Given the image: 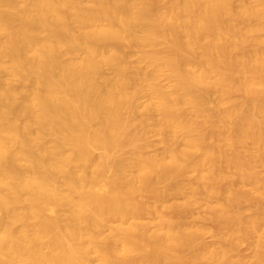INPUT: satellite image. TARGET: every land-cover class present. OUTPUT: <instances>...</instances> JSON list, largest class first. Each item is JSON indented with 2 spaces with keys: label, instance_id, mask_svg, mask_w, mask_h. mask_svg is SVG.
<instances>
[{
  "label": "bare ground",
  "instance_id": "bare-ground-1",
  "mask_svg": "<svg viewBox=\"0 0 264 264\" xmlns=\"http://www.w3.org/2000/svg\"><path fill=\"white\" fill-rule=\"evenodd\" d=\"M89 1L99 10H82L77 0H28L32 12L27 14L11 7L12 0H0V61L8 58L10 75L27 84L23 91V84L19 90L0 81V167L3 169L0 173V264H91L90 252L98 255L97 264H192L191 260L195 264L200 259H207L204 262L211 264H264V197H261L264 176L260 178L250 168V157H255L253 151L258 152L254 161L260 160L258 163L264 165V100L254 101L255 97H249L248 101L254 102L245 100L244 106L231 97L234 88L251 96L253 91L260 95L264 92L262 77L251 73L256 65L250 67L251 58L256 59L257 69L264 72V52L258 55L264 45L258 47V52L254 49L257 55L254 58L250 52L251 57L243 56L241 48L238 50L242 56L234 55L235 59L229 56L249 36L257 39L264 26L255 27L249 21L244 30L235 29V23L230 22L237 15L232 8L233 0H168L169 6L164 11L146 0ZM3 6L10 9L3 11ZM237 16H243L242 21L246 23V19L264 18V0H258L255 6L242 7ZM103 19L108 20L105 26L99 24ZM16 21L21 22L17 28L13 26ZM73 24L79 30L75 31ZM181 30L187 32L185 39L179 38ZM111 38L159 49L142 56L140 62L146 69L129 79L118 67L121 56L106 53L97 43ZM259 39L264 42L261 36ZM260 42L254 43L260 45ZM61 47L72 53L80 52L82 57L65 62L60 56ZM195 55H198L197 60L194 58L196 62L208 65L201 67L199 61L193 62L191 58ZM104 64L115 67L114 78L102 75ZM162 68L173 78V97L152 81ZM144 85L151 95L145 109L161 113L157 120L155 116H151L152 120H136L141 107L140 87ZM197 87L214 89L218 93V106L226 107L212 112L193 107L202 106L208 100L207 95L205 98L198 94ZM178 105L183 109L192 106L191 115ZM203 113L205 120L192 128L195 122H190L192 118L187 121L188 116L198 118ZM149 121L154 122L156 133L165 143L159 156L144 155L150 146L145 139ZM203 126L212 129L207 132ZM215 127L223 130L212 132L217 130ZM49 136L53 139H47ZM179 136L182 143L178 141ZM208 137L210 140L217 137L229 151L223 147L222 153V145L217 140L218 149L209 139L211 147L207 146L204 141ZM250 140L251 147L257 146L258 150L252 147L249 155L252 152L253 156L244 157L237 147L246 143L249 149ZM10 143L17 144L16 152L8 149ZM242 147L238 148L244 151ZM94 150L102 153L95 157ZM195 156L199 157V163ZM20 158L27 162V168L18 164ZM71 166V170H66ZM226 170L236 174H227ZM106 172L111 179L103 193L97 192L94 189L97 180ZM191 174H196L194 183L199 180L196 182L199 184L201 180L204 184L201 182V187L191 181L192 187L186 184L189 182L186 177ZM226 175H232L231 181L239 177L237 183L243 184L242 190L249 188L247 192L233 190L234 182L229 185ZM183 177L188 180L184 181ZM222 179H228L225 180L228 186L225 184L227 188L219 191L216 184L220 186ZM184 184L190 186V194L184 202L185 208L182 207L183 213L188 214L187 208L190 210L197 197L204 194L206 198L217 199L219 204H216L218 208L214 207L212 220L228 230L229 236L240 233L244 242L255 234L256 251L250 262L241 257L237 260V254V258L233 257L241 241L237 247L235 244L228 247V243H234L231 241L234 237L227 238L224 229L218 227L220 235L225 232L222 237L226 239L217 236L224 242L222 245L215 243L218 246L212 244V248L210 243L203 247L199 235L204 229L195 228L192 232L188 230L189 233L185 222L173 221L167 215L168 209L170 212L176 209L156 204L179 194ZM143 192L152 195L153 204L139 201ZM256 193L261 195L257 197ZM253 198L261 200V203L258 201L261 206ZM240 199L242 203L254 201L255 208L256 203L259 205L252 216L230 215L229 206ZM25 201L29 204L25 205ZM43 206L52 210L67 207L71 226H61L58 218H44ZM145 214L154 218L151 225L148 223L151 220L136 221ZM31 218L40 219L36 230L14 228V223ZM112 221L118 226L111 231L112 235L102 236ZM186 254L190 258H186L187 263ZM181 255L186 256L182 259Z\"/></svg>",
  "mask_w": 264,
  "mask_h": 264
},
{
  "label": "rangeland",
  "instance_id": "rangeland-1",
  "mask_svg": "<svg viewBox=\"0 0 264 264\" xmlns=\"http://www.w3.org/2000/svg\"><path fill=\"white\" fill-rule=\"evenodd\" d=\"M131 1H133V2H136V1H138V0H131ZM147 1V3L148 2H150V4H152L153 6H155L156 7V9H158L159 11H164V10H166L167 9V7L169 6V4H168V0H146ZM77 3H78V6L82 9V10H92V11H98L99 10V7L98 6H96L95 4H93L91 1H89V0H77ZM257 3H258V0H233V2H232V8H233V10H234V12H235V14H237L238 15V12L240 11V9L242 8V7H244V6H255V5H257ZM168 5V6H167ZM11 7H14V8H16V9H18V10H20V11H22V12H24V13H27V14H30L31 12H32V6H31V4L28 2V0H12V4H11ZM235 8V9H234ZM3 11H6V10H9L10 9V7H8V6H3L2 8H1ZM239 10V11H238ZM234 14V15H235ZM236 15V16H237ZM235 16V17H236ZM234 16H233V18L235 19H233L232 17V20L230 21V22H233V23H235V25H233L234 26V28L235 29H237V30H244L243 28H245V26H246V28H247V24L249 23V21L250 22H252V24H253V26H255V25H260V26H264V18H261V19H256V20H253V19H246V21H247V23L246 22H243L242 20V18H243V16L240 18V16H237L236 18H235ZM235 21V22H234ZM245 21V20H244ZM241 22H243V23H241ZM107 23H108V20L107 19H103V20H101L100 22H99V24L101 25V26H105V25H107ZM251 24V23H250ZM21 25V22L20 21H16L15 23H14V27L15 28H17V27H19ZM244 26V27H243ZM249 26V25H248ZM252 26V27H253ZM73 28H74V30L75 31H77V30H79V28L76 26V24H73V26H72ZM240 27H242V28H240ZM256 27V26H255ZM261 28V27H260ZM53 30L54 31H58L56 28H53ZM261 30H262V28H261ZM182 31H184V32H182ZM185 30H181V33L179 32V38H180V36H182V38L183 39H185L184 37L186 36V34H187V32H186V34H185ZM139 36H141L142 34L141 33H139L138 34ZM167 36V35H166ZM260 36H261V38L262 39H264V30H262V31H260L259 32V36L257 37V39H253V35H251V36H249L248 37V39H247V41L249 40V43H247L246 44V40L244 41V42H242L241 44H239V45H241L239 48H237V49H235V51L234 50H231V53L229 52V56L232 58V59H235V56L236 57H238V55H239V57H240V54L241 53H244V55L243 54H241V56L243 55V56H246V55H249L250 53H252V57L254 58V56H256L257 57V55H256V53H254L255 52V50H256V52H258V50H259V46H261L262 47V45H264V42H262V44H261V42H260V39L258 40V38H260ZM1 38L4 40V37L3 36H1ZM181 38V39H182ZM251 39H252V42H253V40H254V42L256 43H259L260 42V45L259 44H256L255 45V43L253 42H251ZM261 39V40H262ZM257 40V41H256ZM251 42V43H250ZM98 43V45L103 49V50H105L106 51V53H108V54H110V53H116V54H118L119 56H121V60H120V62L118 63V67H120L121 69H123V71H124V73L126 74V76L129 78V79H133V78H135V76H136V73L138 72V71H141V70H145L146 68H145V64H143V63H141L140 62V58L142 57V56H144V55H150L151 53L153 54L155 51H157L158 49H159V47H144V46H141V45H137L134 41H132V40H128V39H117V38H111V39H104V40H100V41H98L97 42ZM260 47V49H262V48H264V47H262L261 48ZM241 48V53H240V50H238V49H240ZM255 49V50H254ZM198 50V49H197ZM198 52H201L202 53V50H198ZM198 52H197V54H198ZM248 52H250L249 54H248ZM262 52H264V50H259V52H258V55L259 54H261ZM201 53H199L198 55H200ZM247 53V54H246ZM196 54V53H195ZM198 55L196 56H194V57H192L191 58V60L193 61L194 60V58H196L195 60H197L198 59ZM235 55V56H234ZM249 55V56H250ZM254 55V56H253ZM60 56H61V59L63 60V61H65V62H68V61H73V60H79L81 57H82V54L79 52V53H72V52H70L68 49H66L65 47H61V49H60ZM234 56V57H233ZM250 56V57H251ZM255 57V58H256ZM190 60V61H191ZM193 61V62H196V61ZM251 60H253L252 61V63H251V69H252V66L254 67L255 65V67L253 68L254 70L256 69L257 71H259V69H257L258 67H257V63L256 62H254V60H256V59H252L251 58ZM199 61V60H198ZM197 61V62H198ZM196 62V63H197ZM200 62V61H199ZM198 62V63H199ZM201 64H198V65H200L201 67H203L204 65H206V64H203V66H202V62H200ZM9 65H10V63H9V60H8V58H3L1 61H0V81H1V83H3V85L4 86H6V85H15V87L17 88V89H19V90H21V88H22V86L23 85H25V86H23V91H24V88L26 87V85L27 84H24V83H20L19 82V80L17 79V78H15V77H13L12 75H10V69H9ZM197 65V64H196ZM197 65V66H198ZM208 65V64H207ZM206 65V66H207ZM195 66V65H194ZM189 67V66H188ZM188 67H186V69L188 70ZM192 67H193V63H192ZM196 67V66H195ZM194 67V68H195ZM205 67V66H204ZM207 68L208 67H206V69L205 70H207ZM192 69V68H191ZM200 69H202V68H200ZM197 70H199V68L197 69ZM254 70H251V73H252V75H256V77L258 78V76H260V77H262L261 79L262 80H264V74H262V73H264V72H258L257 73V71L255 72ZM193 71V70H192ZM101 72H102V75L104 76V77H106V78H114V76H115V74H116V70H115V67H112V66H110V65H108V64H104V65H102V67H101ZM253 72H254V74H253ZM262 74V75H261ZM254 75V76H255ZM170 74H169V72H168V70L166 69V68H162V70L158 73V74H156V76L155 77H153L154 79H152V81L157 85V87L160 89V90H162L164 93H166V94H168V95H171L172 94V92H173V78L170 76ZM23 84V85H22ZM207 84V83H206ZM205 84V85H206ZM17 85H18V87H17ZM21 85V86H20ZM205 85H203V86H205ZM199 86H201V84L199 85ZM198 86V87H199ZM207 86V85H206ZM197 87V88H198ZM206 87H204V89H202L201 87L200 88H198V89H196V90H199V93L198 94H203V96L206 98V95H207V97H208V100H206L205 101V104L204 105H202V106H193V107H198V109L199 108H201L202 110H209V109H211V112L212 111H216V109H219V108H221V110H223L222 108H224V107H226L225 105H224V107H222L221 105H219L218 106V101H217V98H218V93L214 90V89H210L209 90V88H208V90L207 89H205ZM201 89V90H200ZM237 89V90H236ZM205 90H206V93H205ZM140 91H141V94H140V97L138 98V103L140 104V108H139V111H138V115H139V117H138V115H136V120H146L147 118H149V120H152V117L151 116H155L154 118L157 120L158 118H160L161 117V113H159L158 111H147L145 108L149 105V103H150V100H151V95H150V91H149V89L146 87V85H144V86H141L140 87ZM208 91V92H207ZM215 91V92H214ZM198 92V91H197ZM203 92V93H202ZM238 92V93H237ZM254 92V93H253ZM252 93L254 94H252L253 96H251L249 93H244V92H241L240 93V89H239V91H238V88H234V90L232 91V95H231V97H232V100L234 99L235 100V102L236 101H238V103H239V101L240 102H242V104H244V106L250 101V102H254V101H258V100H264V98H262V97H264V95H262V93H264V92H262L261 93V95H260V93H256L255 94V92L256 91H253ZM205 93V94H204ZM208 93V94H207ZM210 93V94H209ZM214 93H216V95L214 94ZM244 93V94H243ZM214 94V95H213ZM172 95H174V94H172ZM171 95V97H173ZM249 95V96H248ZM260 95V96H259ZM175 96V95H174ZM248 98H247V97ZM262 96V97H261ZM203 97V98H204ZM243 97H244V99H243ZM249 97H251L252 99H254V97H255V100L253 101H251V100H249L248 101V99H249ZM260 97V98H259ZM204 98V99H205ZM246 98V99H245ZM257 98V99H256ZM211 99L213 100V103H212V101H211ZM216 99V100H215ZM245 100H246V102H245ZM217 101V102H216ZM211 102V103H210ZM214 102H216V103H214ZM206 103H207V105H206ZM208 104H209V107H208ZM216 105H217V107H216ZM179 106V109H183V106L181 105V107H180V105H178ZM185 106V105H184ZM188 106V105H187ZM185 106L184 107V109H186L188 112L186 113V111L183 109V111L187 114V115H189L190 113H189V111H190V108L192 107V106ZM221 106V107H220ZM193 107H192V109H193ZM211 107V108H210ZM179 109L177 108V110L179 111ZM207 110V111H208ZM210 111V110H209ZM218 111V110H217ZM220 111V110H219ZM190 112H192V111H190ZM205 113H206V111H205ZM185 114V115H186ZM207 114H208V112H207ZM191 115V114H190ZM206 114H204L203 113V117H201V116H199L198 118L195 116V118H194V116L193 117H191V116H188L189 117V119L187 118V121L188 120H190L191 118H192V120H190V122L192 121L193 123L195 122V124H196V126H195V124H192V128H197V127H199L198 126V122H200L201 124H202V121H204L205 120V116ZM258 118V117H257ZM148 120V119H147ZM194 120V121H193ZM258 120V119H257ZM138 121V122H139ZM153 121H155L154 119H153ZM152 121V124L150 123V121L148 122V128L150 129V131H152L153 129V132L156 134H154L153 132H150L149 131V129H147L146 130V135H145V139H146V141H147V145L149 146V144H150V146L149 147H146V149L144 150V155H147V156H150V155H152V156H154V155H156V156H159L160 155V153L163 151L162 150V148L164 149L165 148V143H164V141L162 140V137L161 136H159V134L158 133H156V130H155V126L153 125V122ZM21 122V121H20ZM137 122V121H136ZM189 122V123H190ZM191 122V123H192ZM191 123H190V125H191ZM201 124H199L200 126H201ZM150 126H151V128H152V130H151V128H150ZM209 126V125H208ZM208 126H206V130H208L207 132H209L212 128H209ZM211 127V126H210ZM262 127H264V126H262ZM146 128H147V126H146ZM208 128V129H207ZM216 129H217V127H215ZM210 129V130H209ZM221 130H223V129H221V128H218L217 130H213L212 132H221ZM155 135V136H154ZM147 136V137H146ZM210 137V136H209ZM207 138L204 142L206 143V145L207 146H209V147H211V142H214V145H215V149H218L219 147V143L218 144H215V141L216 142H220V144L223 142V141H221V140H219L218 141V139H217V137H216V139H214V138H211V140H210V138ZM211 137H213L212 135H211ZM179 138V143H182L181 142V140H182V138H181V140H180V136L178 137ZM47 139H49V140H52L53 139V137H51V136H49V137H47ZM158 139V140H157ZM208 139L210 140V143L211 144H209L208 143ZM213 139V140H212ZM48 140V141H49ZM162 140V141H161ZM160 141H161V143H160ZM247 140H245V142H246ZM249 141V140H248ZM149 143V144H148ZM224 143V142H223ZM247 143V142H246ZM245 143V144H246ZM251 143L253 144V141L251 142V140H250V142L248 143V146H249V149L247 148V147H245V146H247V145H243V144H241V145H239V146H241L242 147V145H243V147H245V150L243 151V149L242 150H240L238 147H237V151L239 150V151H241V152H243V153H241V155L243 154L244 155V157H250L251 155H252V152H251V155H249V152L251 151L250 149L253 147L254 148V150H258V148H257V146H252L251 147ZM51 144V143H50ZM49 144V145H50ZM254 144H256V143H254ZM205 145V144H204ZM213 145V144H212ZM218 145V146H217ZM222 145V144H221ZM221 145H220V147H221ZM224 145H225V143H224ZM224 145H222V147L220 148L221 150L220 151H222V148L224 147ZM218 148H217V147ZM7 147H8V149H10L11 151H13V152H16L17 151V148H18V146H17V144H14V143H10V144H8L7 145ZM242 147V148H243ZM255 147H256V149H255ZM213 148H214V146H213ZM226 148H228V147H224L223 148V150H226V151H229V149L227 150ZM162 150V151H161ZM159 151H161V152H159ZM252 151H253V149H252ZM225 151H222V153H224ZM231 152V151H230ZM102 153V151L101 150H94V156L96 157V156H98L99 154H101ZM228 153V152H227ZM226 153V155H229V153L227 154ZM240 153V152H239ZM258 153V152H257ZM257 153H255L254 151H253V155L255 156L254 158L253 157H250V168H251V170L253 171V173L254 172H257V173H255V174H257V175H259V177L260 178H262V176H264V165H261L260 163H258L260 160L259 159H257V161L258 162H256V160L254 161V159L255 158H257L256 156V154ZM159 154V155H158ZM198 154V153H197ZM242 155V156H243ZM252 155V156H253ZM196 157H198V156H195V159L197 160L196 162H198V160H200L199 159V157L198 158H196ZM251 159H253V161L254 162H256V163H258V164H255ZM252 161V162H251ZM195 162V161H194ZM199 163V162H198ZM18 164L22 167V168H27V162L25 161V160H23V159H19V161H18ZM224 165V164H223ZM73 168V166H71V167H69V168H66V170H71ZM225 169H227V168H225ZM228 170V169H227ZM226 170V172H227V174H228V172H229V174L231 173V172H233L232 174H233V176L236 174V172L235 171H227ZM3 171V169L0 167V173ZM251 171V172H252ZM202 173H204V172H202ZM235 173V174H234ZM205 174V173H204ZM193 175V176H192ZM194 175H196V174H191L190 176L189 175H187V177L186 176H184V177H186V178H188V179H186L185 180V178L183 177V180L184 181H191V182H193V181H195L196 179L194 178L195 176ZM26 176V175H25ZM189 176V177H188ZM236 176H238V175H236ZM235 176V177H236ZM226 177L229 179L230 177H232V175L231 176H229V175H226ZM239 177H236L235 178V181H234V179H232V181L230 180V181H228V183H229V185L232 183V182H234V186H233V190H235L236 189V191H238V188L239 189H241L240 191H238V192H247V189H249V188H246V191L245 190H242L243 188L245 189V187H243V184H242V186H241V184H238L239 183V179H238ZM110 179H111V177H110V173L108 172H106V173H104L103 175H101L99 178H98V180H97V184H96V186H95V190L97 191V192H100V193H103L104 191H105V189H106V186H107V184L109 183V181H110ZM195 179V180H194ZM227 179V180H228ZM238 179V180H237ZM181 180H182V178H181ZM180 180V181H181ZM183 180H182V183L181 184H183ZM193 180V181H192ZM226 180V179H225ZM225 180L224 179H222L220 182H222V184L219 186L218 184H216L217 186H218V188L220 189L219 191H221L222 189H226V188H224V185L225 184H227V186H228V183H226L227 182V180H226V182H225ZM198 181L199 180H197L196 182L198 183ZM186 183V184H191V182L190 183ZM195 182V183H196ZM202 181L200 180V182H199V184H197L196 183V185L198 186V187H201V185L200 184H204V182L205 181H203L202 183H201ZM206 182H207V179H206ZM217 182H218V180H217ZM217 182H215V183H217ZM236 182V183H235ZM238 182V183H237ZM194 182H193V184H195ZM210 183H212V185H215V184H213L214 183V181H210ZM186 184H184V186L182 185V190H181V192L179 193V194H172L171 196H169L166 200H162L161 201V203H160V201H158V202H156V204L159 206V207H161L162 205H163V207H165V208H171V209H178L177 211H179L180 209H182V207H183V205H184V202L189 198V191H188V187H192V184L189 186H187ZM205 184H208V182L207 183H205ZM165 184H162L161 186H164ZM196 185H193V187L194 186H196ZM247 185V184H246ZM245 185V186H246ZM216 186V187H217ZM241 186V187H240ZM248 186V185H247ZM250 186V185H249ZM184 187V188H183ZM198 187H195L196 188V190H198L197 188ZM223 187V188H222ZM194 188V189H195ZM217 188V189H218ZM251 188V187H250ZM190 189V188H189ZM200 190V189H199ZM224 190H222V191H224ZM249 191V190H248ZM251 191V190H250ZM262 192H264V191H262ZM189 193V194H188ZM203 194V193H202ZM202 194H200V195H202ZM255 194V193H254ZM253 194V195H254ZM256 195H257V193H256ZM256 195H254V197L256 196ZM259 196L261 195V194H258ZM258 195H257V197H258ZM152 195H150V193H148V192H143L142 193V195H140L139 197H138V199H139V201L141 202V200H142V202L143 203H151V204H153L154 203V200L152 201V197H151ZM150 197H151V199H150ZM256 197V198H257ZM261 197H264V194H262V196ZM260 197V199H262ZM187 198V199H186ZM196 199V198H195ZM259 199V198H258ZM153 202H151V201ZM241 200H243V199H240V200H238V201H236L235 203H236V205H235V203L234 204H232V205H230L229 206V212L231 211L232 213H230V215L231 216H236L237 214H242L241 216L243 217V216H246V217H244V218H248V216L250 217V216H252L253 215V213H255L254 211H255V209L260 205L261 206V204H259V202L258 201H260V203H261V200H258L257 201V199H254L253 198V200L256 202L257 201V203L259 204V205H257V203H256V208H255V204H253L254 203V201H253V203L252 202H249V201H243V203L242 202H240ZM164 201V202H163ZM252 201V200H251ZM159 203V204H158ZM218 203V201H217V199L216 198H206L205 197V195L203 194L202 196H199V197H197V200H195L194 202H193V204L189 207L190 208V210L187 208V210L186 209H184V210H186L187 212H188V214L187 213H183V209L182 210H180V212L178 213L176 210H171L172 212H170V209H168L169 211L167 212V215L168 216H172L171 218L173 219V221H175L176 219H178V220H180L182 223H184L185 222V228H187V229H185L186 231H190L191 230V232L192 231H194L195 230V228L197 229V230H200V229H204L203 230V232L201 231H199L200 233V237H202V239H201V243L203 242L204 243V245H203V247L204 246H208V245H210V243H211V245L210 246H213L215 243L216 244H220L221 243V241L219 240V238L217 237L218 235H220L221 234V232H219L218 233V231H219V228H221V229H224V228H222L221 227V225L219 224L218 225V223H216L215 222V220L213 221L212 219H215V210L216 209H214V207H216V204ZM247 203V204H246ZM251 203V204H250ZM262 203H264V199H262ZM25 205H28L29 204V202H27V201H25V203H24ZM219 204V203H218ZM253 204V205H252ZM219 206V205H218ZM235 206V207H234ZM240 206V208H237V207H239ZM262 206H264V204H262ZM183 208H185V207H183ZM216 208H218V207H216ZM236 208V209H235ZM243 208V209H242ZM251 208H253V210L251 209ZM214 209V210H213ZM238 209H239V211L240 212H242V210H243V212L242 213H240L239 211H238ZM242 209V210H241ZM170 212V213H169ZM175 212H176V215H175ZM239 212V213H238ZM173 215H172V214ZM181 213H183L182 215H181ZM245 213V214H244ZM169 214H171V215H169ZM213 214V215H212ZM227 214H229V213H227ZM233 214V215H232ZM152 215H153V213H152ZM151 215V216H152ZM230 215H227V216H230ZM0 216H2L1 215V212H0ZM151 216L149 217V215L148 214H145L144 216H142V218H139L138 220H136V221H138V222H140V223H147L148 221H150L151 220V222H148V223H150V225L153 223V219L154 218H151ZM176 218H175V217ZM177 216H179V217H177ZM230 216V217H231ZM43 217L44 218H58L59 220H60V224H61V226H64V227H70L71 226V220H70V216H69V209L67 208V207H62V208H59V209H57V210H52L49 206H43ZM153 217H156V215L154 214L153 215ZM183 218V219H182ZM177 221V220H176ZM39 222H40V219L39 218H31V219H28V220H26V221H20V222H16V223H14V228L15 229H24V230H27V231H34V230H36V228L38 227V225H39ZM214 222L217 224H214ZM187 225V226H186ZM118 226V223L117 222H110V223H108V225H107V227L106 228H104V230H103V232H102V236H104V237H108V236H110V235H112V233H111V231H113V230H115L116 229V227ZM124 226H127V224L126 225H124ZM81 227L83 228V227H85V224H81ZM219 227V228H218ZM198 228H200V229H198ZM220 229V230H221ZM225 230V229H224ZM224 230H223V232H224ZM183 231H184V229H183ZM185 231V232H186ZM188 231V232H189ZM204 231H205V233H204ZM222 231V230H221ZM227 231V232H226ZM196 232H198V231H196ZM225 232H226V234L228 233V235H226V236H229V232H228V230H225ZM224 232V233H225ZM187 233V232H186ZM190 233V232H189ZM202 233H203V236H201L202 235ZM222 234V235H220L221 237H220V239H222V238H224V237H222L223 235H225V234ZM234 235V236H233ZM255 234H251V237L250 238H247L244 242H242V235L240 234V233H233L232 235H231V233H230V236L231 237H234V239L233 238H231V239H233V240H231L232 242H234L233 244L231 243V244H227V242L228 241H230V240H228L227 239V242H225L226 244H227V246L229 245V246H231V245H234L235 244V246L237 247V245H239V243H240V241H241V243H240V245L238 246V248H237V250H234V251H236V252H234L235 254H233V252H232V254H233V257L234 258H237V255H238V258H237V260H239V258L241 257V258H243L245 261L247 260V262L249 261H251V259L250 258H253V256H254V254H255V239H256V236H254ZM258 235V234H257ZM230 236L229 237H227V238H230ZM200 237H199V239H200ZM198 239V240H199ZM225 239H226V237H225ZM203 240V241H202ZM218 241H220L219 243H218ZM230 241V242H231ZM200 242V241H199ZM207 243V244H206ZM224 242L222 241V243H221V245L223 244ZM238 243V244H237ZM213 244V245H212ZM201 245V244H200ZM217 245V246H218ZM225 245V244H224ZM215 246V245H214ZM214 246L212 247V248H214ZM217 246H215V247H217ZM228 246V247H229ZM234 246V247H235ZM149 247V246H148ZM202 247V246H201ZM235 247V248H236ZM146 247H144V249H145ZM206 248V247H205ZM210 248V247H209ZM212 248H210V249H212ZM234 248V249H235ZM146 250H148V248H146ZM239 251V252H238ZM184 253H186V252H184ZM190 252L188 251L187 252V254L189 255V257L191 258L192 256H190L191 254H189ZM186 254V255H187ZM237 254V255H236ZM186 255H181V258L182 259H184L183 258V256L185 257ZM188 255L185 257V259H184V261L187 263V261L189 262V257H188ZM235 255H236V257H235ZM90 260H91V264H97L98 263V255L96 254V253H94V252H90ZM186 258H189L188 260L186 259ZM240 258V259H241ZM181 259V260H182ZM193 259V258H192ZM194 260V259H193ZM202 260H204V261H207V259H202ZM236 260V261H237ZM183 261V260H182ZM195 261V260H194ZM204 261H201V259L200 260H198V261H195V264H198V262H199V264L201 263H203V264H211V262H204ZM234 261H235V259H234ZM197 262V263H196ZM189 263H192L193 264V262H192V260H191V262H189ZM188 264V263H187ZM213 264V263H212Z\"/></svg>",
  "mask_w": 264,
  "mask_h": 264
}]
</instances>
